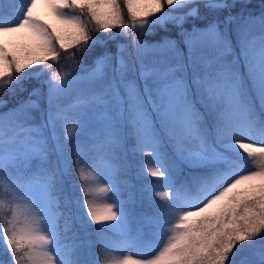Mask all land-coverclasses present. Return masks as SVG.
<instances>
[{
    "label": "rangeland",
    "instance_id": "374dc122",
    "mask_svg": "<svg viewBox=\"0 0 264 264\" xmlns=\"http://www.w3.org/2000/svg\"><path fill=\"white\" fill-rule=\"evenodd\" d=\"M74 1L104 9L110 4L109 0ZM186 1L194 0H168V4ZM63 2L31 0L18 21L0 22V74L6 54H22L21 47L44 40L45 24L60 41L76 35L78 18L55 11L54 6ZM125 2L149 27L147 17L159 8V0ZM221 2L197 0L187 12L196 14V4L203 10ZM212 19L188 25L182 18L170 30L160 27L164 31L152 41L120 44L112 54H99L89 69L65 68L45 80L44 93L0 111V134L33 119L44 125L57 150L60 134L64 137L84 223L109 228L120 238L113 245L105 241L106 256L92 252V264H263L264 136L256 133L241 88L248 82L264 113V8L236 19L233 42ZM194 105L208 119L216 151L208 147V127L193 113ZM111 122L125 134L137 182L145 180L139 215L143 228L134 231L132 220L102 215L104 204L114 211L117 203L127 208L117 181L119 153L110 141L103 147L92 143L94 133ZM158 128L165 131L167 148L188 167L223 165L224 181L206 184L198 201L189 203L183 190L173 189L180 178L167 168ZM36 197L34 215L19 218L21 232L31 243L27 264H64L58 244L52 241V220L43 213L46 199ZM169 202L173 204L167 209ZM96 213L102 220L88 217ZM147 226L154 231L143 236ZM213 245L220 256L209 253Z\"/></svg>",
    "mask_w": 264,
    "mask_h": 264
},
{
    "label": "trees",
    "instance_id": "16d2710c",
    "mask_svg": "<svg viewBox=\"0 0 264 264\" xmlns=\"http://www.w3.org/2000/svg\"><path fill=\"white\" fill-rule=\"evenodd\" d=\"M30 1L0 0V22H9L11 19L18 21ZM193 2L170 6L168 0H159V8L147 17L150 20L149 27L142 23L143 16L127 7L125 0H109L107 9L88 1L64 0L55 5L58 14L78 18V32L76 35L69 34L66 41H60L56 32L45 24L46 35L43 41L21 47L22 54H6L0 74V111L14 107L16 103L37 93H44L45 80L49 77L55 78L66 69L72 72H77L78 68L89 69L99 54H112L120 44L128 45L130 40L152 41L164 31L160 27L165 26L170 30L182 18L185 24L191 25L204 23L208 18L214 20V17L230 41L233 37L232 26L237 18L255 14L258 9L264 8V0H223L214 6L207 4L203 10L196 4V14L191 15L187 9ZM179 16L183 17L178 19ZM247 83L241 88V93L247 103V113L255 120L256 133L263 137L264 113ZM193 113L202 117L203 126L205 124L208 127V147L216 151L218 148L212 140L213 130L208 125L207 117L198 106L193 108ZM103 126L102 131L94 133L96 140L92 143L103 147L105 142L110 141L117 155L119 153L121 169L117 181L123 187L121 195L127 208L117 203L114 211L104 204L102 215H121L132 220V231L139 226L143 228L139 215L143 209L141 185L145 180L137 182L136 168L131 160V152H128L125 134L113 122ZM158 129L157 140L167 168L179 174L180 180L174 181L173 189L176 192L183 190L188 202L195 201L206 184L224 181L227 172L223 165L207 163L188 167L186 160L167 148L165 131ZM59 139L60 147L57 150L46 134L44 125L33 119L18 124L11 133L0 134V264H27L31 243L21 232L23 221L19 218L31 216V213L34 215L38 201L36 195L46 199L47 206L43 213L52 220V241L58 244V252L64 258V264H92V252L95 251L97 256H106L105 243L113 245L120 240L119 235L109 228L84 223L75 187V173L69 166L70 155L61 134ZM114 163L118 164L117 161ZM172 204L166 203L167 209ZM203 209L198 208L193 214ZM102 215L96 213L88 217L96 221L102 220ZM110 226L113 228L112 223ZM127 226L128 223L124 222L125 231H129ZM153 229L152 226L145 227L143 236ZM95 241L100 242V245L96 246ZM215 246L209 248V253L216 252L215 255L220 256ZM172 263L177 264L174 261Z\"/></svg>",
    "mask_w": 264,
    "mask_h": 264
}]
</instances>
